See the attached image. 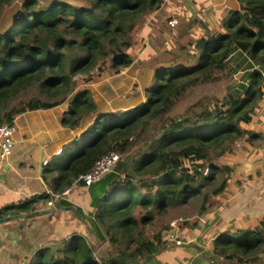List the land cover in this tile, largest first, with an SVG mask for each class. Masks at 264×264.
<instances>
[{"label": "trees", "instance_id": "16d2710c", "mask_svg": "<svg viewBox=\"0 0 264 264\" xmlns=\"http://www.w3.org/2000/svg\"><path fill=\"white\" fill-rule=\"evenodd\" d=\"M14 1L0 0V124L20 112L68 100L61 124L70 128L96 111L90 88L78 86L76 76L89 83L104 68L117 73L130 65L135 42L130 34L163 2L83 0L84 5H76L62 0H22L11 20L2 24L4 7ZM238 3V9H228L218 18L215 28L202 26L205 32L195 40L187 61H166L154 69L140 107L95 117L83 133L80 151L58 167L49 193L5 206L0 216L12 208L34 210L39 201L47 202L71 186L102 155L127 152L133 146L138 149L131 172L123 169L126 164L120 156L114 169L96 181L103 193L94 199L95 224L107 228L104 233L112 243L117 238L110 228L123 233L138 230L182 197L201 195L204 203L209 194L222 191L231 167L211 163L213 156L230 153L244 137L251 141L258 136L242 125L261 109L264 99V0ZM239 57L245 60L241 69L246 72L239 87L211 107L169 116L163 123L180 95L216 78L217 72L230 68ZM145 134L151 136L148 142H139ZM226 235L219 243L224 256L257 253L251 260H258L264 255V218L255 229L227 231ZM94 250L74 234L60 249L39 248L25 264H126L139 253L123 249L104 259Z\"/></svg>", "mask_w": 264, "mask_h": 264}, {"label": "crops", "instance_id": "0c3cea01", "mask_svg": "<svg viewBox=\"0 0 264 264\" xmlns=\"http://www.w3.org/2000/svg\"><path fill=\"white\" fill-rule=\"evenodd\" d=\"M176 2L179 5L175 3L172 6L171 0H163L161 6L136 27L131 37L135 42L130 51L133 57L130 65L117 73L104 68L89 83L78 81V86L90 88L96 111L83 116L76 128L61 124V116L68 109V100L14 116L13 147L10 154L0 160V210L32 195L49 193L50 182L58 167L80 151L83 133L97 115L138 108L144 103V91L153 76V69L146 65L144 58L148 56L153 36L162 34L158 24L163 23L165 13H171L168 19H175L176 11L180 13V9L188 5L193 15L204 21L202 25L205 26L206 22L210 26L226 10L239 8L238 0ZM142 37L143 46L140 44ZM260 105L261 109L242 125L243 129L258 136L251 141L245 137L238 140V145L235 143L230 153L222 155L221 164L231 167L223 190L209 194L204 203L201 195L200 198L182 197L177 203L184 204L193 198V211L182 214L183 217L171 216L165 220L161 217L159 221L157 215L167 211L155 214L151 223L140 224L138 230L135 228L131 232L110 228L108 231L113 230L112 234L117 238L112 244L104 233L107 228L95 224L94 199L103 193L98 188L99 183L74 181L68 192L56 198L58 205L66 206V209L56 208L46 214L0 223V264H25L39 248L52 245L60 249L74 234L81 235L96 253L105 256L104 259L118 255L123 249L137 250L139 253L127 259L126 264H264V255L258 260H251L257 253H235L228 258L219 251V243L228 238L227 231L236 233L255 229L264 218V99ZM44 159L47 160L45 164ZM104 187L107 188L106 185ZM47 205V202L39 201L35 209ZM15 213L25 212L12 208L1 216ZM175 219L174 225H170V221ZM147 226L150 229L144 231Z\"/></svg>", "mask_w": 264, "mask_h": 264}, {"label": "rangeland", "instance_id": "374dc122", "mask_svg": "<svg viewBox=\"0 0 264 264\" xmlns=\"http://www.w3.org/2000/svg\"><path fill=\"white\" fill-rule=\"evenodd\" d=\"M62 1L76 5L85 4L83 0ZM21 2L22 0H15L10 5L8 4L4 7V20L3 22H1L2 24H6L8 21L11 20V18L14 16V12L20 7ZM171 2L172 6L175 3L179 5L176 0H171ZM188 7V5H185L184 9H180L179 7L180 13L176 11V24L174 27H170L167 24V21L171 19L167 18V16L171 14L169 12L165 13L166 15L162 19L163 23L158 24L160 28L159 31L162 34L153 36L150 42V51L148 53V56H145L144 58L146 65L153 69V72L154 69H156L161 63H164L166 61H187L188 54L194 52L192 46L194 45L195 40L200 35L204 34L205 30L202 28V26L204 25L200 23L201 19L197 15H193V10L191 8V10H189ZM0 20H2V18ZM201 22L204 21L201 20ZM205 24V26L208 27L209 30L217 26V23L210 26L206 22ZM136 27H138V25H136L133 30H135ZM133 35V33L130 34V38ZM148 36L150 37V34H148ZM142 40L143 37L140 40V44L143 46ZM244 62L245 60L242 57H239L238 61H233L234 65H230V68H227V70L223 72H217L216 78L200 82L192 88L188 89L184 94L180 95L176 105L169 111L168 117L165 118V121L163 123H167L169 116L180 115L185 113L186 111L199 110L201 108H204L205 106L206 108L211 107L216 100L221 99L224 95L227 94V92H232L237 87H239V85H241V82L244 80V76L246 74V72H242L241 69L244 65ZM237 63H239V67H236ZM80 76H76L77 80L81 79ZM150 137V135L145 134V136L141 138L139 142H148ZM137 147L138 146H133L127 152H120L121 161L126 164V167L123 168L126 172H131V169L137 156ZM221 158L222 155H214L211 163L216 164L217 166H221ZM206 171L207 170H204L203 173L205 174ZM119 175L121 177L124 176L121 173H119ZM151 177L153 176L151 175ZM193 197L200 198V196L197 195H194ZM192 199H190V201H188L187 203L179 205L175 204L174 206H171L166 213L159 216L157 215V221H159L161 217L162 220H165L166 217L178 216L193 211L194 204L192 203ZM149 229L150 226H147L144 231H148ZM108 240L110 243H112L110 239ZM96 258L98 259V257Z\"/></svg>", "mask_w": 264, "mask_h": 264}, {"label": "built area", "instance_id": "2783aa9c", "mask_svg": "<svg viewBox=\"0 0 264 264\" xmlns=\"http://www.w3.org/2000/svg\"><path fill=\"white\" fill-rule=\"evenodd\" d=\"M167 24L172 27L176 24V19L171 18L167 21ZM15 133V125L13 121L3 122L0 124V160L7 157L13 147ZM238 145V143H236ZM120 160V154L114 151H110L101 157H99L87 171L78 174L77 178L74 181H82L85 184H90L100 180L107 173L111 172L116 163ZM47 163V160H43V164ZM69 188H66L61 194H56L51 200L47 203L52 204L62 195L63 193L68 192ZM57 198V199H56ZM175 220L170 221V225H174ZM94 261L98 262V259L95 257ZM101 264V263H97Z\"/></svg>", "mask_w": 264, "mask_h": 264}, {"label": "water", "instance_id": "95a60500", "mask_svg": "<svg viewBox=\"0 0 264 264\" xmlns=\"http://www.w3.org/2000/svg\"><path fill=\"white\" fill-rule=\"evenodd\" d=\"M56 208L66 209V206L58 205L57 202L56 203L54 202V203L49 204L47 207H44V208L34 209V210H31V211H28L25 213H15V214H11V215L1 216L0 217V223L4 222V221L11 220V219H16V218L24 219V218H29V217H32L35 215L46 214V213H49V212L55 210ZM129 264H133V263H129Z\"/></svg>", "mask_w": 264, "mask_h": 264}, {"label": "clouds", "instance_id": "9594fccd", "mask_svg": "<svg viewBox=\"0 0 264 264\" xmlns=\"http://www.w3.org/2000/svg\"><path fill=\"white\" fill-rule=\"evenodd\" d=\"M61 194V193H60ZM52 199V198H51ZM48 202V201H47ZM57 201H55V203H56ZM48 204V203H47ZM48 206V205H47Z\"/></svg>", "mask_w": 264, "mask_h": 264}]
</instances>
